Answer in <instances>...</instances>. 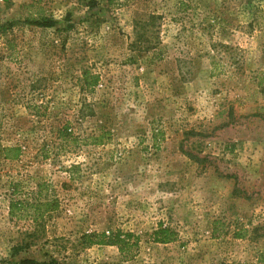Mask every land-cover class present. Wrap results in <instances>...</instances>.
Instances as JSON below:
<instances>
[{
    "label": "rangeland",
    "instance_id": "obj_1",
    "mask_svg": "<svg viewBox=\"0 0 264 264\" xmlns=\"http://www.w3.org/2000/svg\"><path fill=\"white\" fill-rule=\"evenodd\" d=\"M43 180L58 209L11 217ZM24 259L264 264V0L0 2V264Z\"/></svg>",
    "mask_w": 264,
    "mask_h": 264
},
{
    "label": "trees",
    "instance_id": "obj_2",
    "mask_svg": "<svg viewBox=\"0 0 264 264\" xmlns=\"http://www.w3.org/2000/svg\"><path fill=\"white\" fill-rule=\"evenodd\" d=\"M112 2V0H111ZM32 24H36L39 26L44 27H52L55 25L53 21H31ZM4 32V31H3ZM214 71H212V75H214ZM84 79L86 86L90 88L92 91L94 87L98 84L100 80V76L97 74H92L90 71L84 72ZM68 127L65 126L63 129L60 130V137L63 139L66 138V134L64 132H67ZM103 135H100L98 138H96V143H102L103 142ZM4 152V158L7 160H19L20 157L23 155V149L21 145H6L3 147ZM47 150L45 151V157L48 156ZM48 188L49 183L45 180L39 182L37 184V190L33 192V202H30L28 199H18V198H12L9 205V213L11 217H17L19 219H26L28 217H31V219L38 221L43 218L45 213L55 211L59 207V203L57 199H52L51 196L48 195ZM45 192V193H44ZM13 194H16V190L13 191ZM157 240L162 243H167L171 240L170 238V231L167 229H160L156 231ZM238 237H243L244 235L242 233L237 234ZM106 234L103 233L99 239L94 241L95 244L100 245H124L125 243L123 239H121L120 233H117L115 235H111L106 237ZM123 249V248H121ZM20 264H54L52 263H46V262H38L35 260L30 259H24L21 261Z\"/></svg>",
    "mask_w": 264,
    "mask_h": 264
},
{
    "label": "built area",
    "instance_id": "obj_3",
    "mask_svg": "<svg viewBox=\"0 0 264 264\" xmlns=\"http://www.w3.org/2000/svg\"><path fill=\"white\" fill-rule=\"evenodd\" d=\"M4 0H0V2H3Z\"/></svg>",
    "mask_w": 264,
    "mask_h": 264
}]
</instances>
